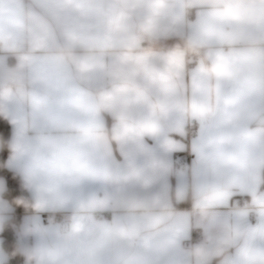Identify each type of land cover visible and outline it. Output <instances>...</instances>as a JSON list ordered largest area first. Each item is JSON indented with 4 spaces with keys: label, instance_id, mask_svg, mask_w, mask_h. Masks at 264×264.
Returning <instances> with one entry per match:
<instances>
[{
    "label": "clouds",
    "instance_id": "9594fccd",
    "mask_svg": "<svg viewBox=\"0 0 264 264\" xmlns=\"http://www.w3.org/2000/svg\"><path fill=\"white\" fill-rule=\"evenodd\" d=\"M0 264H264V0H0Z\"/></svg>",
    "mask_w": 264,
    "mask_h": 264
}]
</instances>
